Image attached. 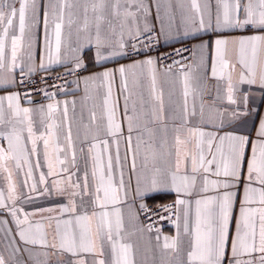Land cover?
<instances>
[{
    "label": "snow or ice",
    "instance_id": "6c2138e0",
    "mask_svg": "<svg viewBox=\"0 0 264 264\" xmlns=\"http://www.w3.org/2000/svg\"><path fill=\"white\" fill-rule=\"evenodd\" d=\"M152 2L163 33L160 2ZM179 7L181 22L195 32L221 34L211 44L199 45L212 49L211 78L218 82L216 94H209L205 101L204 61L198 66L204 67L198 76L193 75L192 64L180 60L165 66L168 73L179 67L183 96V103L172 105L168 113L158 82L159 58L149 56L89 77L106 91L99 117L94 106L83 124L82 137L77 131L79 151L85 157L82 183L73 181L79 168L68 105L74 111L76 101L56 100L55 92L43 88L38 91L50 101L47 104H36L30 91L0 96V140L7 141V147L0 144V173L7 181V195L0 189V217H11V225L0 218V231L15 264H50L52 256H56V264H137L133 237L144 235L151 249L158 250L162 264H264V116L258 123L243 120L250 114L252 87L258 86L264 97V34L235 38L234 59L229 56L230 41L222 35L249 27L264 33V0H190L187 7ZM171 8L169 0L167 10ZM151 9L149 0H0V89L31 83L41 24L49 64L61 62L62 48L73 28L77 41L83 35L86 42L74 51L94 45L100 63L139 55L137 44L147 48L156 40ZM109 33L118 34L119 39L112 41ZM82 66L77 56L71 71ZM237 66L240 72L234 81ZM39 68H45L43 58ZM117 73L122 105L113 97ZM242 85H248V90L239 96ZM85 93L83 102L90 99L87 87ZM37 118L43 128L39 132ZM38 141L43 143L48 169L47 174L39 175V183L45 185L42 194L55 191L63 195L64 185L72 191L67 204L26 212L17 205L20 197L9 162L16 169L27 165V185L33 178L30 156L38 155ZM35 167H40L39 161ZM46 176L62 178L52 180L49 187ZM36 190L33 182L30 191ZM161 190L174 192L177 198L171 205L150 209L143 201ZM76 197H80L79 204ZM31 199L26 197L25 202ZM124 206L129 209L127 221ZM44 212L55 213L47 218V225L33 219ZM165 220L175 226V235L164 234L158 226ZM22 254H27V261L18 258ZM65 254L73 259L65 262ZM0 264H9L2 254Z\"/></svg>",
    "mask_w": 264,
    "mask_h": 264
},
{
    "label": "crops",
    "instance_id": "0c3cea01",
    "mask_svg": "<svg viewBox=\"0 0 264 264\" xmlns=\"http://www.w3.org/2000/svg\"><path fill=\"white\" fill-rule=\"evenodd\" d=\"M149 2L152 3L150 19L151 22L154 24L155 29L159 32L160 40L162 44L167 48H173L181 44H191L192 55L190 60L186 64H192L194 76H198L204 71V67H198L201 65L202 61H204V65L206 66L207 69V76L204 78L205 101L208 102L209 94L213 96L216 94V88L218 82L211 78L212 49L211 48L201 49L199 45L205 42L211 44V42L214 41L221 34L211 30L195 32L191 25H185L181 22V8L179 7V5L183 4L185 7H187L190 4V0H171L172 8L170 11L167 10V5L169 3V0H159L161 5L160 15L164 24V32L161 33L160 32L161 21H157L155 19V15H156L155 3H153L152 0H149ZM186 29L188 31L187 35H185ZM67 32L68 30L66 29L65 30L66 38H67ZM257 34H264V33H261L258 29L251 27L244 30H229L224 32L222 35L230 41L228 46L230 58L234 59V50L236 45H234L232 41L235 38L240 36H251ZM37 36L38 39L34 46V56H35L34 67L36 68V71L31 76L39 72H45V71L56 72L63 70H72L74 68L75 58L77 56L80 57L83 65L79 69L85 70V72L80 77H78L76 80L72 81L68 85V87L64 90L63 93L55 97V99L59 101H64V100H67L69 102L73 100L76 101L74 111L72 104L69 103L68 105L69 122L72 127L73 139L75 142V147L77 152V165L79 168V172L77 176H73V181L75 182L79 179L80 182L82 183L83 173L85 169V157L79 151L80 141L76 139L77 131L78 129L80 130V135L82 137L83 124L88 122L89 111L93 109L94 106H95V111L97 112V116L99 117L101 113L100 106L106 91L104 87L100 86V82L98 80L91 81L88 80V78L95 76L99 73H102L105 70L116 69L120 67V65L131 64L135 60H143L148 57L135 59V60H130L127 59L126 57H116L114 59L97 63L95 57L96 48L94 45L83 47L82 51H80L79 53L74 51V49H76L79 46V44H85L86 42L83 39V35H81L79 42L77 41L76 32L75 29L73 28L71 37L67 38V42L65 46L62 48L61 62L49 64L48 57L44 49V30L42 24L39 28ZM109 38L112 41H116L119 39V36L118 34L113 35L109 33ZM125 39H128L127 35H125ZM41 58H43L45 63L44 69L39 68ZM239 72L240 69L239 66H237L236 71L233 73L234 81L238 80ZM16 75L18 77L19 69H17ZM157 75H158L159 86L164 91L165 110L166 113H168L172 105L179 106L183 103L180 70L179 67H174L172 69V72L168 73L166 72V68L161 67L158 63ZM86 80H88L87 85L85 83ZM119 83H120V76L119 73H117L115 77V83L113 85V97L114 99L119 98L120 103L122 105L123 97L120 95ZM16 87L17 86L15 87L10 86L7 89H0V96L6 95L10 91H17ZM86 87L88 89V95L90 96V99H88L87 102H83V98L85 97L86 94L85 93ZM220 87L221 90H223V82H220ZM240 87L242 91L239 92L238 95L242 96L243 91L248 90V85H242ZM145 95H147V93H145ZM49 102L50 101H47L43 104H47ZM192 103H193L192 97H189V108H191ZM195 103L197 108H199V103H200L199 97H197ZM24 106H29V105L25 104ZM248 109L250 114L243 118L244 121L251 122L255 120L258 123L259 118L261 116H264V97L261 96L258 86L252 87V91L249 97ZM253 110H255L256 113L255 115L253 114ZM81 115H83V120H81ZM56 119L58 122L62 123V117L60 114L56 115ZM36 127L38 132L43 130L42 126L38 122V118H37ZM171 127L172 124L171 121H169V129H171ZM64 132L65 129L62 127L60 131L61 144L64 143ZM172 135L173 134L170 131L168 136L169 144L172 143ZM25 137H26V133H25ZM0 144H3L4 147H7V141L0 140ZM28 148L29 149L31 148L30 143H28ZM37 152L38 155L30 156V162L33 165V178L28 179L27 185H25L24 183L25 179H27L25 175V173L27 172V165H24L22 169H16L15 163L13 161L9 162V166L13 171V180L17 185V195L20 197V199L17 200V205L23 207L26 212H33L41 208H54L61 204H67L69 200V193L72 191L71 188H68L67 185H64L66 191L63 195L58 194L55 191H52L51 194H42L45 185L39 183V175L41 172L47 174L48 171L47 164L44 158V148L42 141H38ZM121 153L123 154V144L121 145ZM61 158H64L63 154ZM69 158H70V154H69ZM37 161H39L40 164L39 168L35 167ZM138 165H139V161H138ZM88 170H89V185L91 190L92 181L90 176V161L88 163ZM73 171H76V169H73ZM59 178L62 177L46 176L49 187H51L52 180ZM127 179H128V173H127V169H125V180L127 181ZM33 182L37 184V190L35 192L30 191V186ZM132 183H133V187H135L134 177ZM0 189H3L5 191V195H7V181L4 179L3 173H0ZM29 196L32 197V199L30 201L25 202V198ZM176 198H177L176 193L171 191L161 190L153 195L146 197L143 202L147 204L161 205L168 203L170 201H175ZM84 199L88 200L89 197L84 196ZM76 200L77 203L79 204L80 197H76ZM129 203H131V198L129 199ZM238 207L239 204L237 203V211H238ZM128 212H129L128 207L124 206V215L126 221L128 217ZM51 215H55V213H48V212L40 213L37 216L33 217V219L42 220V222L47 225L49 223V220L47 218ZM0 218L8 220L9 224L11 225V217H9L7 214H4ZM163 232L166 235H175L176 232L175 226L173 225L172 227L165 229ZM133 241L136 243L138 249L136 255L137 264H162L158 250H152L151 247L149 246L147 235H144L143 237H133ZM6 244L7 241L4 239V232L0 231V254L4 255L5 259L9 262V264H15V259L9 258L10 253L6 247ZM36 250L38 251L39 249ZM18 258L27 261V254H22ZM56 259H57L56 256H52L50 260V264H56ZM72 259L73 258L67 254H65L63 257V260L65 262H68ZM89 260H91V257H89Z\"/></svg>",
    "mask_w": 264,
    "mask_h": 264
},
{
    "label": "built area",
    "instance_id": "2783aa9c",
    "mask_svg": "<svg viewBox=\"0 0 264 264\" xmlns=\"http://www.w3.org/2000/svg\"><path fill=\"white\" fill-rule=\"evenodd\" d=\"M156 40L150 44L147 48H142L140 44H137V47L140 48V54H132L130 57H126L130 60L141 59L144 57H155L159 58L158 63L161 67H164L168 64H171L174 60H180L182 63L186 64L191 58L192 55V45L191 44H181L173 48L165 47L161 40L159 32L155 29ZM142 41L146 42V38L142 37ZM135 43V41H133ZM179 51V55L177 52ZM85 72L84 69H76L75 71L63 70V71H45L39 72L30 77L31 83H26L25 85L17 84V91L23 94L25 91L31 92V98L36 103H45L47 100L43 99V93L38 91V89H45L49 93H56L60 95L68 87V85L80 77ZM20 77L18 75L17 80ZM174 201H170L161 205L147 204L150 209H159L164 205H171ZM158 226L163 227V231L173 226V224L165 221H160Z\"/></svg>",
    "mask_w": 264,
    "mask_h": 264
}]
</instances>
